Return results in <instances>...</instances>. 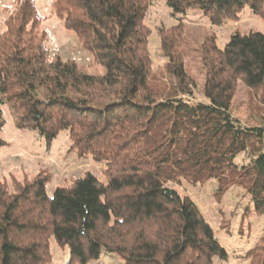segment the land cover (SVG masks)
I'll list each match as a JSON object with an SVG mask.
<instances>
[{"label": "trees", "instance_id": "16d2710c", "mask_svg": "<svg viewBox=\"0 0 264 264\" xmlns=\"http://www.w3.org/2000/svg\"><path fill=\"white\" fill-rule=\"evenodd\" d=\"M0 32V103L19 129L35 130L48 147L62 131L80 156L105 165L106 182L88 172L47 194L43 174L0 181V264H50V240L68 247L69 264L102 252L124 264H214L228 260L202 212L170 183L240 187L264 215V123L244 127L231 105L239 82L264 106V34L234 33L221 50L215 36L200 47L204 97L189 74L183 23L160 28L163 74L153 75L152 0H52L56 15L83 51L106 68L84 73L72 59L51 57L35 0H18ZM172 15L201 11L211 25L249 8L264 20V0H165ZM5 121L0 107V148ZM247 154L248 165L236 160ZM251 256V257H250ZM264 264V241L248 255Z\"/></svg>", "mask_w": 264, "mask_h": 264}, {"label": "rangeland", "instance_id": "374dc122", "mask_svg": "<svg viewBox=\"0 0 264 264\" xmlns=\"http://www.w3.org/2000/svg\"><path fill=\"white\" fill-rule=\"evenodd\" d=\"M18 0H0V32L5 22L17 8ZM42 26L47 33V46L51 57L59 55L63 60L78 54L80 69L90 75L102 76L106 68L98 64L93 55L82 50L77 36L64 27V22L56 15L52 0H35ZM183 23L190 54L186 60L189 74L195 79L197 89L193 98H186L196 104L206 101L204 97V73L202 70L199 47L205 37L215 36L219 49L223 50L230 37L238 32H260L264 34V20L245 8L235 20L221 26L211 25L209 19L199 10H190L186 15H172L165 0H152L145 24L150 28L149 52L153 62V75L163 74V59L160 54V28H171ZM79 58V56H78ZM259 91H252L239 82L230 112L244 127H256L264 123V106ZM0 107L5 125L1 139L5 145L0 148V181L13 190L14 183L32 180L39 174L49 178L46 190L52 196L55 189L71 185L86 173L94 174L101 182H106L105 165L95 162L90 155L80 156L68 131H62L48 147L39 133L30 129H19L8 104ZM251 158L242 154L236 163L248 165ZM181 196L188 197L202 212L207 224L212 228L219 244L228 254V260L214 259V264H250L248 255L264 241V215L255 212L246 191L232 187L224 196L216 195V185L191 186L187 183H170ZM52 260L50 264H69L71 255L68 247L62 248L52 237L50 240ZM251 257V256H250ZM89 264H124L119 257L102 252L98 260Z\"/></svg>", "mask_w": 264, "mask_h": 264}, {"label": "built area", "instance_id": "2783aa9c", "mask_svg": "<svg viewBox=\"0 0 264 264\" xmlns=\"http://www.w3.org/2000/svg\"><path fill=\"white\" fill-rule=\"evenodd\" d=\"M78 56H79V58H78ZM80 58H81V60L83 59L81 53L78 52V54H76L75 56H73L71 59H72L73 61L78 62V59H80Z\"/></svg>", "mask_w": 264, "mask_h": 264}]
</instances>
